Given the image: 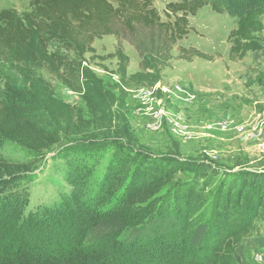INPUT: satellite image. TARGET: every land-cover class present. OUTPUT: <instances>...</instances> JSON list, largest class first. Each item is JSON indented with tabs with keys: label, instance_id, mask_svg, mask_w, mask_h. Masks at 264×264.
Here are the masks:
<instances>
[{
	"label": "rangeland",
	"instance_id": "obj_1",
	"mask_svg": "<svg viewBox=\"0 0 264 264\" xmlns=\"http://www.w3.org/2000/svg\"><path fill=\"white\" fill-rule=\"evenodd\" d=\"M172 1L178 0H154L164 20ZM220 5L228 9L226 2ZM3 9L24 16L31 11V0H0V12ZM259 19L261 27L247 55L232 60L230 34L239 17L205 5L189 16L190 31L173 47L171 65L153 88L132 86L122 91L114 73L117 58L93 60L87 53L83 64L89 67V79L97 78L106 108L102 124L78 92L47 76L42 67H20L0 58L1 101L18 105L30 120L55 129L37 89L36 78L46 76L55 97L74 108L76 130L81 129L62 134L59 143L41 153L0 132V157L36 162L24 180L0 187L3 193L23 195L27 215L57 208L75 192L90 202L102 188H110V194L101 207L110 208L128 188L134 193L139 184L166 180L147 206H135L136 214L143 209L147 219L159 207L169 211L180 207L191 222L211 225L220 217L216 205L221 202L229 205L231 217H238L245 200L264 195V12ZM116 44L114 35H104L93 46L97 54L107 55ZM59 45L51 42L52 49ZM124 46L132 74L140 69L141 59L130 42L125 40ZM182 46L196 47L213 59H183L179 57ZM62 51L78 58L74 50L63 47ZM111 122L116 127L105 129ZM204 162L217 172L202 167ZM241 234L243 259L237 258L236 263L264 264V246L259 245L264 240V206Z\"/></svg>",
	"mask_w": 264,
	"mask_h": 264
},
{
	"label": "trees",
	"instance_id": "obj_2",
	"mask_svg": "<svg viewBox=\"0 0 264 264\" xmlns=\"http://www.w3.org/2000/svg\"><path fill=\"white\" fill-rule=\"evenodd\" d=\"M223 1L228 9L220 5L222 0L172 1L167 4L168 19L164 20L154 0H31V11L24 16L9 9L0 12V58L20 67H42L47 76L78 92L102 124L106 108L100 100L97 78L90 80L89 67L83 64L87 53L93 60L117 58L114 73L122 91L132 86L153 88L171 65L173 47L188 35L189 16L212 5L218 12L225 10L239 17L230 34V58L242 59L261 27L264 0ZM104 35H114L117 44L113 53L99 55L93 44ZM125 40L141 59L140 69L132 74L128 72ZM52 41L60 45L52 49ZM63 47L74 50L78 58H71ZM179 52V57L188 61L195 57L213 59L196 47L182 46ZM36 82L41 104L56 128L48 130L24 116L23 108L0 100V132L41 153L59 143L62 134H76L81 129L76 130L79 122L74 108L55 97L51 81L39 76ZM113 127L116 125L111 122L105 129ZM35 163L0 157V187L24 180ZM200 165L217 172L212 164ZM165 181L139 184L134 193L128 188L110 208L101 207L103 198L110 194V188H102L90 202L75 192L57 208L27 215L26 198L9 196L0 188V264H162L166 259L170 260L167 264H239L237 258L243 259L241 233L264 206V195L245 200L239 216L233 218L229 205L219 202L216 209L220 217L211 225L191 222L182 215L188 212L180 207L171 211L159 207L147 219L142 209L138 216L135 206H147ZM259 245L264 246L262 238Z\"/></svg>",
	"mask_w": 264,
	"mask_h": 264
},
{
	"label": "crops",
	"instance_id": "obj_3",
	"mask_svg": "<svg viewBox=\"0 0 264 264\" xmlns=\"http://www.w3.org/2000/svg\"><path fill=\"white\" fill-rule=\"evenodd\" d=\"M95 47H96V44H95ZM134 73V72H133Z\"/></svg>",
	"mask_w": 264,
	"mask_h": 264
}]
</instances>
